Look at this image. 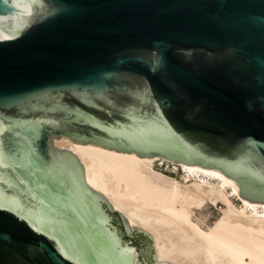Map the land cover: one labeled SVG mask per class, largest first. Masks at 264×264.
I'll return each instance as SVG.
<instances>
[{
  "label": "water",
  "instance_id": "95a60500",
  "mask_svg": "<svg viewBox=\"0 0 264 264\" xmlns=\"http://www.w3.org/2000/svg\"><path fill=\"white\" fill-rule=\"evenodd\" d=\"M59 137L264 201V0H0V264H167Z\"/></svg>",
  "mask_w": 264,
  "mask_h": 264
},
{
  "label": "bare ground",
  "instance_id": "6f19581e",
  "mask_svg": "<svg viewBox=\"0 0 264 264\" xmlns=\"http://www.w3.org/2000/svg\"><path fill=\"white\" fill-rule=\"evenodd\" d=\"M73 154L84 179L112 208L154 239L157 260L167 264H264V201H248L222 171L174 162L184 183L153 167L159 156L53 138ZM190 181V185L185 184ZM236 198L240 205L233 202ZM221 203V217L203 229L193 207Z\"/></svg>",
  "mask_w": 264,
  "mask_h": 264
},
{
  "label": "rangeland",
  "instance_id": "374dc122",
  "mask_svg": "<svg viewBox=\"0 0 264 264\" xmlns=\"http://www.w3.org/2000/svg\"><path fill=\"white\" fill-rule=\"evenodd\" d=\"M153 167L157 171L162 172L169 177H173L181 181V183H184V179L187 176V174L184 173L182 169L178 167L173 160L170 159L164 158V160H159V159L155 160L153 162ZM190 183H191L190 181H188V183L185 182V184L188 185H190ZM232 200L235 204L240 205V202L236 198H232ZM223 208L224 206L221 203H218L217 205H212L210 203H207L199 208L193 207V220L194 222H197L203 229H207L209 227H212L214 223L221 217ZM113 211L119 212L118 210L115 209H113ZM136 227L140 229V227L138 226ZM140 230L144 233L146 237V240L149 244L154 259L157 260L156 247L153 237L144 229H140Z\"/></svg>",
  "mask_w": 264,
  "mask_h": 264
}]
</instances>
